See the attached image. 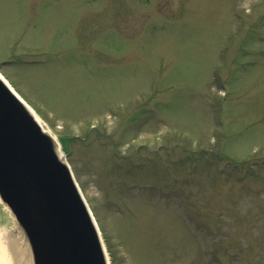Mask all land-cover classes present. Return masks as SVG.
I'll use <instances>...</instances> for the list:
<instances>
[{
    "label": "rangeland",
    "instance_id": "1",
    "mask_svg": "<svg viewBox=\"0 0 264 264\" xmlns=\"http://www.w3.org/2000/svg\"><path fill=\"white\" fill-rule=\"evenodd\" d=\"M0 72L109 264H264V0H0Z\"/></svg>",
    "mask_w": 264,
    "mask_h": 264
},
{
    "label": "water",
    "instance_id": "2",
    "mask_svg": "<svg viewBox=\"0 0 264 264\" xmlns=\"http://www.w3.org/2000/svg\"><path fill=\"white\" fill-rule=\"evenodd\" d=\"M0 202L15 222L29 264H109L57 141L1 77Z\"/></svg>",
    "mask_w": 264,
    "mask_h": 264
},
{
    "label": "bare ground",
    "instance_id": "3",
    "mask_svg": "<svg viewBox=\"0 0 264 264\" xmlns=\"http://www.w3.org/2000/svg\"><path fill=\"white\" fill-rule=\"evenodd\" d=\"M0 77L9 85V87L20 97V95L15 91V89L10 85L8 80L0 72ZM22 98V97H20ZM26 103V102H25ZM27 104V103H26ZM28 108L31 110L37 121L42 125L39 117L37 116L34 109L27 104ZM43 127V125H42ZM44 128V127H43ZM46 130V129H45ZM59 155L63 156L62 152L59 150ZM7 210V208L4 206ZM18 263H17V262ZM29 264L28 256L25 252V246L21 241V237H11L10 232L7 229H0V264Z\"/></svg>",
    "mask_w": 264,
    "mask_h": 264
}]
</instances>
